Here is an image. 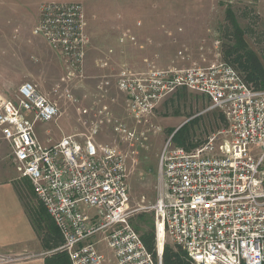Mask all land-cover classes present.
<instances>
[{"label": "built area", "instance_id": "built-area-1", "mask_svg": "<svg viewBox=\"0 0 264 264\" xmlns=\"http://www.w3.org/2000/svg\"><path fill=\"white\" fill-rule=\"evenodd\" d=\"M87 27L82 4L40 6L33 35L59 53L65 68L62 83L84 78L91 43ZM123 77L119 89L138 125L148 123L154 110L183 89L206 96L209 110L222 112L228 128L190 151L171 140L164 147L152 208L155 259L132 226L128 156L117 143L98 142L101 122L56 143L40 141L37 125L58 119L59 98L77 103L68 85L46 93L25 82L10 95L0 93V138L11 147L20 177L31 182L61 234L59 250L71 264H163L169 239L192 264H264V90L248 84L225 62ZM115 131L127 133L122 125ZM129 136L133 141L135 135ZM102 242L113 262L99 252ZM16 260L0 256L4 263Z\"/></svg>", "mask_w": 264, "mask_h": 264}, {"label": "rangeland", "instance_id": "rangeland-1", "mask_svg": "<svg viewBox=\"0 0 264 264\" xmlns=\"http://www.w3.org/2000/svg\"><path fill=\"white\" fill-rule=\"evenodd\" d=\"M46 2L79 3L85 9L91 43L82 79L62 83L65 68L59 54L50 49L43 38L33 35L38 8ZM20 4L18 0H0V6H4L0 11L4 15L1 21L11 36L20 24L15 47L24 49L13 52L9 46L5 51L0 48V60L6 65L1 62L0 72L14 67V75H18L22 51L26 54L34 44H39L38 55H44L47 62L52 63L58 79L35 84L46 93L59 84L68 85L77 100L74 104L69 99L59 98L61 114L58 119L37 125L40 141L56 143L66 135L87 133L85 125L101 122L100 143H117L128 156L127 184L130 210L134 212L132 226L139 224L141 214L153 216L155 220L152 208L157 200L159 159L169 140L178 146L172 135L187 124V146L182 148H197L226 131L228 121L222 112L209 110L211 102L206 96L180 89L154 110L148 123L138 125L129 111L126 93L119 89L120 80L124 74L145 75L153 69L207 68L226 62V46L232 44L228 12L237 19L249 49L264 65V0H30L21 4L24 13L23 17H18L15 8ZM123 38L125 42L121 43ZM39 56H32L31 61L39 63ZM23 83L25 81L8 83L1 93L10 95ZM92 108L95 109L89 114L79 112ZM121 125L127 133L115 131ZM130 134L135 135L133 141ZM122 138L129 141H121ZM11 168L17 172L14 166ZM18 183L29 189L33 208L43 210L31 182L21 178ZM166 245L175 248L169 239ZM98 249L113 262V253L105 243L102 242Z\"/></svg>", "mask_w": 264, "mask_h": 264}, {"label": "crops", "instance_id": "crops-1", "mask_svg": "<svg viewBox=\"0 0 264 264\" xmlns=\"http://www.w3.org/2000/svg\"><path fill=\"white\" fill-rule=\"evenodd\" d=\"M18 1L23 4L29 3L30 0ZM21 4L15 8L18 17H21L24 13V7ZM40 6L38 8L37 24L39 22ZM2 8H4L3 5L0 6V11ZM7 10L9 11V8ZM13 12L14 8L12 7L11 13ZM2 17L4 15L0 12V48L5 51L7 46H9L10 50L11 48L13 49V52L20 49L24 50L19 46L18 48L15 47V38L19 32L20 24L14 28L11 36L9 35V30L5 28L6 24L1 21ZM39 49V44H34L31 51L26 54L24 53L25 51H22L23 60L17 65V67L21 68L18 75H14V67L1 70L3 72H0V93L3 92L2 90L6 88L8 83H14L15 81L40 84L42 80L50 82L58 79L55 70H52V63L47 62V58L44 55L41 57L38 55ZM34 55L39 56V63L31 61ZM1 62L3 65L4 62L0 60V64ZM1 94L6 95L5 93ZM98 142L100 143L99 140ZM13 166L16 168L11 147L0 138V256L18 259L9 263L0 261V264H45V259L49 253L44 248L26 212V208L19 198L16 184L21 180V177L17 173L18 171L11 170Z\"/></svg>", "mask_w": 264, "mask_h": 264}, {"label": "trees", "instance_id": "trees-1", "mask_svg": "<svg viewBox=\"0 0 264 264\" xmlns=\"http://www.w3.org/2000/svg\"><path fill=\"white\" fill-rule=\"evenodd\" d=\"M227 17L232 27V44L226 46L225 63L233 66L239 72H243L248 84H253L257 90H264V65L255 52L249 49L245 40V32L241 29L234 15L228 12ZM186 127L187 124H185L172 138L178 147L187 146L188 135L186 133ZM192 149L194 148L192 147L186 150L190 151ZM16 189L38 237L49 253L45 259V264H71L68 254L59 250L63 245V239L46 210L33 208L30 204V196H28L29 189L23 186V184H16ZM147 217L148 216L145 214L138 216L139 224L137 223L133 225V227L136 232L140 234L148 252L157 259L155 220L153 216ZM163 264H192V262L181 250H176L166 245L163 254Z\"/></svg>", "mask_w": 264, "mask_h": 264}, {"label": "water", "instance_id": "water-1", "mask_svg": "<svg viewBox=\"0 0 264 264\" xmlns=\"http://www.w3.org/2000/svg\"><path fill=\"white\" fill-rule=\"evenodd\" d=\"M179 130H177L173 135H172V138L174 137V135L178 132Z\"/></svg>", "mask_w": 264, "mask_h": 264}]
</instances>
